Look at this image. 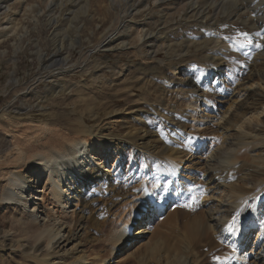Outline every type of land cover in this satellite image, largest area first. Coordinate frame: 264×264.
<instances>
[{"label":"rangeland","instance_id":"obj_1","mask_svg":"<svg viewBox=\"0 0 264 264\" xmlns=\"http://www.w3.org/2000/svg\"><path fill=\"white\" fill-rule=\"evenodd\" d=\"M122 1L0 0V171L3 167L6 169L11 166L5 163V157L13 151L16 141L19 145L23 142L21 147L26 148L28 153L30 149L34 150V144H30L34 137L46 134L43 130L46 124L48 128L58 129L63 134L67 124L76 122V119H85L89 126L99 125L105 128L106 135L130 138L126 135L130 130H141L135 120L130 119V114L141 115L142 112L148 122L146 134L140 133L144 137L138 140L131 137L129 141L132 146L128 148L123 147L120 141L119 148L116 144L107 145L105 142L102 144L107 146L105 149L96 146L98 152L94 154L98 158L105 157L109 162L107 169L111 168L110 172L122 165L119 170L125 179H119L115 185V190H119L118 194L110 189L102 191L96 194V201L84 206L77 219L82 218L87 234L71 241L68 247L61 245L57 248L59 253L53 252L48 257L58 264H70L80 257L86 258L91 264H98V257L111 261V233L117 229L120 216L129 214L136 200L144 196L142 186L148 182L146 166L152 161L144 159L143 155L147 152L155 153L156 157L159 156L157 160L161 165L170 164L172 159L180 157L188 148L196 149L200 140L207 141V138L216 133L213 130L217 129L214 126L215 129L209 131L211 119V122L208 120L209 127L203 123L201 131L194 128L191 122L186 130L187 134L181 137L183 140L180 138L177 145L170 147L178 136L174 127L177 125L176 115H184L191 106L194 107L193 114L198 120L203 119L201 116L211 117L216 111L226 112L229 104H220L224 101L220 95L232 91L233 84L243 82L253 66L261 63L257 56L264 51V40L260 39L264 36V0L250 3L253 8L249 9L253 17L247 24L244 20L248 15H242L244 19L241 21L237 17H231L238 9L235 2H224V9L219 15L216 5H210L213 0H200V6L207 13L205 19L201 20L204 27L200 26L199 4L197 14L192 12L187 15L190 1L182 0L178 4L174 0H165L160 7V15L155 8L156 0H132L131 3ZM136 1L137 11L131 6ZM147 3L151 6L147 7ZM7 7L11 8L10 11L5 9ZM257 13L262 20L255 28L253 21ZM215 21L220 23L223 31L220 41L231 47L225 52H220L217 41L212 36L215 31L211 26ZM12 24L16 27L14 34L6 35L7 31L4 29L13 26ZM120 24L122 26L117 29ZM160 29L164 32L163 37L171 38V47H177L178 53H181L179 59L184 62L182 67L169 68L162 65L161 62L172 66L178 60L176 54L168 55L163 49L157 51V55L153 56L155 58L150 60L148 55L154 51L149 49V44L135 42L138 31L149 30L159 34ZM114 31L119 32V36L111 47L105 46L90 53L103 42L105 35L109 36ZM249 39L251 44L248 43ZM132 42L136 47L132 48ZM158 43H154L155 49L162 47L161 42ZM235 43L243 49L235 52ZM214 55L223 59L221 66L219 61H214ZM214 69H222L225 80L223 85L227 91L218 86L222 79L218 78ZM161 72L163 75L160 76ZM165 75H175L173 78L181 76L189 81L194 76L203 78L205 90H198L196 94L191 93V90L190 95L179 89L173 91L171 84L163 85L164 80L169 81ZM201 95L203 97L198 99ZM116 110L118 112L115 114ZM157 114H160L159 117ZM165 148L170 150L166 151ZM203 152L196 155L199 159L187 163L185 167L188 170L194 169L191 164L200 161ZM3 179L0 176V194L7 183ZM188 190V197L182 196L177 199L178 202L175 200V203H169L165 215L149 224L151 233L145 240L134 242L130 248L115 255L112 260L114 263L111 264H188V259L195 264H227L219 256L225 251L222 245H217L213 236L210 235L208 242H201L198 250L194 244L191 247L187 244L189 236L184 223L186 225L205 215L204 205L210 197L202 182H195L188 186ZM1 204L0 195V207ZM22 209L21 205L16 204L0 209V234L9 233L8 236L5 233L4 238L0 237V264H38L31 255L18 248L17 243L25 238L13 221L18 222L23 217ZM59 211V207L52 210L55 216H62ZM149 241L156 246L155 251L139 247ZM229 250L234 252L229 264L234 260L235 264L240 258H237L233 247ZM41 254L40 257L44 255ZM159 256L164 258L161 263Z\"/></svg>","mask_w":264,"mask_h":264},{"label":"bare ground","instance_id":"obj_2","mask_svg":"<svg viewBox=\"0 0 264 264\" xmlns=\"http://www.w3.org/2000/svg\"><path fill=\"white\" fill-rule=\"evenodd\" d=\"M164 1H154L158 15H160V7L164 4ZM183 1H190L188 16L192 12L197 14L199 4L200 26L204 27L201 20L205 19L207 13L200 6V0ZM252 1L255 0H213V3L210 1V5H216L220 15L224 9V2H235L238 9L234 11L231 17H237L241 21L244 19L242 15H248L244 20V23L247 24L253 17L249 9L252 7L250 4ZM127 2L131 3L133 1L126 0ZM173 2L181 4L182 0H174ZM122 3H124V0ZM136 4L137 1L131 5L134 10L138 9V5L135 7ZM149 4L147 3L146 6L150 7L151 5L149 6ZM5 9L10 11L11 8L7 7ZM259 13H257L256 17ZM256 17L253 21L255 28L262 20L259 16ZM217 23L215 21L214 25L211 26V29L215 31L212 36L216 39L220 52H225L231 47L220 41L223 31L219 26L220 23ZM13 26L4 29L7 31L6 35L14 34L16 27ZM121 26L120 24L117 29ZM259 28L261 29V27ZM4 30L2 29V32ZM161 30H159V34L149 30L138 31L135 42L138 44L141 42L143 45L149 44V49L154 51L148 55L150 60L155 58L153 56L157 55V51L163 49L168 55L176 54L175 56L178 57V60L172 66L161 62L162 65H167L169 68L182 67L184 62L179 59L181 53H178L177 47H171V38L163 37L164 34L162 33L164 32ZM118 33L114 31L109 36L105 35L103 42L90 53L93 54L105 46L107 48L111 47V44L117 41ZM260 39L264 40V36H261ZM158 42H161L163 48L159 46L158 49H155L154 43ZM150 43L152 46H150ZM134 44L133 42L130 44L132 48H134ZM233 47L235 52L237 50L241 51L242 48L238 43H235ZM214 56V61H219V66H221L222 62H224L222 61L223 59L221 60L216 55ZM257 59L261 63L258 62L253 66L251 73L244 77L243 82L238 85L233 84L232 91L227 92L223 96L220 95V98L224 99L220 104H229L226 112L219 113L216 111L215 114L213 113V117L201 116L203 119L199 118L198 120L194 116V107L191 106L190 110L184 115L180 113V115H176L177 125L174 127L175 132H178V136L176 134L177 137L172 141V146L169 145L170 147L177 145L181 141V137L187 134L186 130L191 122L194 128L201 131L203 123L209 127L208 120L210 122L212 120V126L209 131L215 129L214 126L217 129L213 130L216 133L207 138V141L200 140L196 149L188 148L182 152L180 157L172 159L170 164L164 163L161 165L157 160L159 156L156 157L155 153L147 152V154L143 155L144 159L152 161L151 164L146 166L148 184L145 182L146 186L145 184L142 186L144 196L140 199L143 200L142 202H140V199L136 200V207L134 205L129 214L120 216V223L117 229L109 237L112 249L110 251L111 261L103 259L104 257H98V264L114 263L112 260L115 255H118L126 248H130L134 242L145 240V237L151 233L149 224L165 215L169 203H175V200L178 202L179 200L177 199H181L182 196L183 198L188 197L190 193L188 186L195 184L197 181L203 183L205 192L209 193L210 197L204 205L205 215L203 214L186 225L184 223V229L189 236L187 244L190 247L194 244L195 249L198 250L201 242H208L213 236V240L217 242V245H222V249L225 251L219 255L225 263L229 264L231 256H234V252L229 250V248L233 247L237 258H240L235 264H264V51L258 54ZM214 70L217 72L218 78L222 79L218 86L221 90L227 91L228 89L223 85L225 80L222 77L224 74L222 69ZM161 75H163L162 72ZM173 76L175 75H165V78L169 79V81L166 82L164 80L163 84L167 86L171 84L173 91L174 89L177 91L179 89L190 95L191 90V93L195 94L198 90H205L203 85L206 83L205 79L204 81L202 80L203 78L194 76L189 81L181 76H178V78H173ZM202 97L203 95L199 96L198 99ZM117 112L118 110L115 111V114ZM132 113L138 112L132 111ZM140 114H130V119L135 120L141 130H130L129 134H126L136 140L144 137L140 133L144 132L146 134V127L148 126L145 115L143 116L142 112ZM159 115L157 114V117ZM77 120L67 124L68 127L65 129V133L62 132L63 134L59 133L61 132L60 130L57 129V132L56 129L55 131L48 128V124H43L46 127L43 129L46 134L44 133L43 136L40 135L37 138L34 137V141L30 144H34V150L29 148V153L26 148L23 149L21 147L23 142L19 145L16 141L13 145V151L11 150V152L6 154V161L4 160L5 163L11 166L6 169L3 167L0 171L1 178L7 181L3 191L1 190L2 204L0 209L3 206L8 207L9 204L22 206L21 213L23 217L18 222L13 221L22 230V237L25 238L21 239L20 243H17L18 248L23 250L25 254L31 255L38 264H58L56 261L52 262L49 260L48 257L53 252L59 253L57 248H60L61 245L65 244L64 246L68 247L71 241L79 236H85V233L87 234L85 223L83 224L81 221L82 218L77 219L84 206L86 207L96 201V194H100L102 191L110 189L115 192H113L114 194H118L119 190L118 188L115 190V185L119 182V179H125L124 174L122 175L121 170H119L122 165H119L118 168H113L110 172L111 168L107 169L109 162L106 161L105 157L99 156L98 158V155L94 153L98 152L96 150L98 145L103 147L102 149L107 148V146H102L103 142L107 145L116 144L117 148H119L118 144L121 142L123 147L128 148L132 146L129 141L130 138L106 135L105 128L99 125L96 127L89 126L85 119ZM169 120L172 122V119ZM18 125L20 126L21 124ZM75 136H78V138ZM135 146L137 148L140 147L139 145ZM167 149L165 148L166 151L170 150ZM201 151L204 152L200 157V161L191 164L194 169L188 170L185 165L199 159L196 155L199 152L201 153ZM239 173L242 174L240 175ZM54 207H59L61 211L59 212L63 215L55 216L52 212ZM232 224L235 225L234 232L229 231V225ZM5 233L7 235L8 232ZM5 233L3 235L0 234V237L4 238ZM250 246H252L251 250L248 251ZM139 247H144L148 251H150V248L152 251L156 249V246L150 241L149 243H142ZM41 253H44L42 257H40ZM159 258L161 263L164 258L160 256ZM70 264H91V262L86 258L81 259L80 257ZM188 264L195 263L188 259Z\"/></svg>","mask_w":264,"mask_h":264},{"label":"snow or ice","instance_id":"obj_3","mask_svg":"<svg viewBox=\"0 0 264 264\" xmlns=\"http://www.w3.org/2000/svg\"><path fill=\"white\" fill-rule=\"evenodd\" d=\"M244 35H245V37L247 38V33H245ZM248 43L251 44L252 41L249 39V40H248ZM257 46H259V45H257ZM185 206L187 207L188 205H185ZM229 231H232V232L235 231V225H234V224L229 225ZM217 259H219V258H217Z\"/></svg>","mask_w":264,"mask_h":264}]
</instances>
